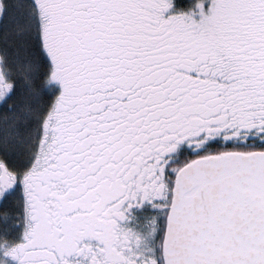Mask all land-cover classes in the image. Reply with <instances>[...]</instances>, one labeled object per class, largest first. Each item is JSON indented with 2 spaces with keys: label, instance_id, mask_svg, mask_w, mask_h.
<instances>
[{
  "label": "snow or ice",
  "instance_id": "6c2138e0",
  "mask_svg": "<svg viewBox=\"0 0 264 264\" xmlns=\"http://www.w3.org/2000/svg\"><path fill=\"white\" fill-rule=\"evenodd\" d=\"M0 264H264V0H0Z\"/></svg>",
  "mask_w": 264,
  "mask_h": 264
}]
</instances>
